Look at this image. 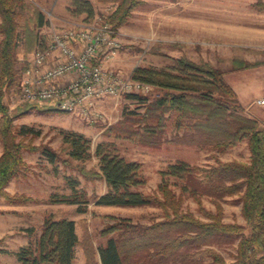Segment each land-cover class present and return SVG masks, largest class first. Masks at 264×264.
<instances>
[{"label":"trees","instance_id":"trees-1","mask_svg":"<svg viewBox=\"0 0 264 264\" xmlns=\"http://www.w3.org/2000/svg\"><path fill=\"white\" fill-rule=\"evenodd\" d=\"M107 1L115 3L106 16L113 30L125 23L131 11L141 3L140 0ZM23 5L24 0H0V198L9 203L29 200L22 194L11 195L5 188L25 167L22 150H35L16 139L13 116L3 101L5 90L20 82L16 69L19 50L16 17ZM253 6L264 11L262 1L257 0ZM71 7L76 13L93 14L89 0H72ZM36 19L37 26H41L39 14ZM42 40L43 35L28 26L25 28L23 45L26 48ZM233 62L235 68L251 65L244 60ZM223 74L210 62L193 61L185 55L175 59L172 70L135 67L131 77L161 89V94L149 101L140 94H124L140 102L143 110L125 112L106 133L154 147L163 142L167 128L171 127L176 133L181 131L188 135L190 143L220 151L245 140L249 150L247 162L215 157L212 163L200 166L178 160L159 172L160 182L155 192L143 193L136 189L145 183L139 162L120 155L109 141L96 143L91 152L90 139L82 133L61 131L68 158L77 161L97 158L98 170L87 171L88 176L102 179L106 191L94 197L95 204L151 205L161 212L160 219L146 225L131 223L125 218L110 224L102 233L115 235L108 236L105 243L95 249L84 247L85 264H132L138 260L141 264H202L206 258L211 264H264V121L242 113L243 105ZM27 106L23 107V113ZM28 131L21 126L18 133L24 135ZM41 153L52 163L58 161V155L46 146L41 147ZM62 162L67 164V160ZM75 185L76 180H70V193H52L48 201L75 204L77 211L83 212L88 197ZM203 194L209 197L214 210L204 208ZM233 195H238L241 203L244 225L222 219L221 202L225 196ZM184 196L197 203L204 219L183 209ZM26 231L29 236L33 235L32 229ZM233 236L238 237L235 253L231 261H226L210 243ZM78 243L73 219L48 214L40 232L28 244L19 247L15 257L18 264H72Z\"/></svg>","mask_w":264,"mask_h":264},{"label":"rangeland","instance_id":"rangeland-1","mask_svg":"<svg viewBox=\"0 0 264 264\" xmlns=\"http://www.w3.org/2000/svg\"><path fill=\"white\" fill-rule=\"evenodd\" d=\"M72 0H24L18 10V44L16 69L21 76L23 68L32 58L37 44L31 48L23 45L25 28H32L43 35L50 26H73L106 20L115 3L107 0H89L93 14L76 13L71 7ZM126 22L114 30L120 47L107 62L111 69L124 76H131L135 67H156L172 70L175 59L185 55L193 61H208L223 71V77L235 91L243 105L242 113L264 121V11L253 5L257 0H140ZM264 2V0H259ZM36 14L42 18L37 26ZM233 60H244L251 65L235 68ZM20 84L5 90L3 101L13 116V131L17 140L35 148L22 150L25 167L16 177L10 179L5 190L9 194H22L29 198L23 203H9L0 198V264H18L15 252L28 244L40 232L44 217L69 218L75 222L79 243L75 247L72 264H85L84 247L92 249L103 245L108 236L102 230L110 224L125 218L135 224H150L161 218L156 206L97 205L94 197L106 191L102 179L88 176L87 171L98 170L97 158L85 161L70 159L62 142L61 131L82 133L90 139V151L96 143L109 141L116 151L128 160L141 165L145 183L136 187L143 193H153L160 182L159 172L168 164L184 160L192 165H207L215 157L223 161L247 162L249 150L245 140L220 151L213 147H201L188 142L189 136L169 127L158 146H147L133 139L116 137L106 133L109 126L118 122L125 112H142L143 105L126 97H105L97 102L102 118L94 122L82 119L76 114L57 111L45 106L22 102L19 98ZM161 89L152 85L146 101L161 94ZM24 105L27 110L24 111ZM21 126L28 128L24 135L18 133ZM46 146L58 155L52 163L41 153ZM2 145L0 142V153ZM67 160V164L62 162ZM82 169V170H81ZM87 172V174H85ZM75 187L84 190L88 197L86 209L77 211V205L52 203V193L68 194L70 180ZM178 192L177 187L174 189ZM204 208L214 210L206 195H201ZM183 209L204 219L197 203L188 196L183 197ZM223 221L244 225L241 203L238 195L225 196L221 202ZM27 229L33 230L29 236ZM247 230L244 231L246 233ZM238 237L223 238L211 242L226 261L235 253ZM98 258L95 254V260ZM135 262V261H134ZM141 264L138 260L136 263ZM202 264H211L206 258Z\"/></svg>","mask_w":264,"mask_h":264},{"label":"built area","instance_id":"built-area-1","mask_svg":"<svg viewBox=\"0 0 264 264\" xmlns=\"http://www.w3.org/2000/svg\"><path fill=\"white\" fill-rule=\"evenodd\" d=\"M119 47L106 20L50 26L21 72L20 100L73 113L89 122L101 119L99 100L130 93L147 94L152 89L147 82L109 68L107 62Z\"/></svg>","mask_w":264,"mask_h":264}]
</instances>
